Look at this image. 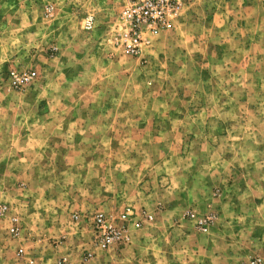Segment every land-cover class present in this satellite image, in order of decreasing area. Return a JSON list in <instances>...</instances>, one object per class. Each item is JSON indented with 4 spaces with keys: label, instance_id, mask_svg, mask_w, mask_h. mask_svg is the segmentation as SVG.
I'll list each match as a JSON object with an SVG mask.
<instances>
[{
    "label": "rangeland",
    "instance_id": "374dc122",
    "mask_svg": "<svg viewBox=\"0 0 264 264\" xmlns=\"http://www.w3.org/2000/svg\"><path fill=\"white\" fill-rule=\"evenodd\" d=\"M126 2L0 0V264H264V0H192L136 54Z\"/></svg>",
    "mask_w": 264,
    "mask_h": 264
},
{
    "label": "built area",
    "instance_id": "2783aa9c",
    "mask_svg": "<svg viewBox=\"0 0 264 264\" xmlns=\"http://www.w3.org/2000/svg\"><path fill=\"white\" fill-rule=\"evenodd\" d=\"M192 0H127L124 9V17L127 21L122 45L124 50L129 54H136L141 49L142 44L151 43L150 36L157 35L163 29H169L173 25L174 18L180 15V10ZM44 13L50 15L53 11L51 4H45ZM37 76V71H24L15 80V84L28 83ZM18 82V83H17ZM7 205H0V215H4ZM126 217L127 215H123ZM13 223L9 227V235L13 239L21 236L20 225ZM138 225V223H137ZM94 242L102 247H110L118 241L122 235L121 232L113 225L107 224L99 215L94 219ZM28 249L25 245L19 244L15 254L17 260L24 261L26 264H37L36 259L32 256L27 257ZM55 264H63L62 260Z\"/></svg>",
    "mask_w": 264,
    "mask_h": 264
}]
</instances>
